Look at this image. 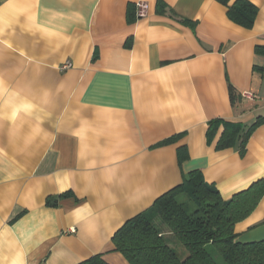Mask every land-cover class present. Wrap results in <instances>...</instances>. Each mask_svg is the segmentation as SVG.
I'll return each mask as SVG.
<instances>
[{
    "label": "crops",
    "instance_id": "0c3cea01",
    "mask_svg": "<svg viewBox=\"0 0 264 264\" xmlns=\"http://www.w3.org/2000/svg\"><path fill=\"white\" fill-rule=\"evenodd\" d=\"M247 1L252 27L236 0H0V264H130L114 234L147 213L174 247L150 209L190 173L224 200L264 179V124L243 143L264 118V0ZM235 233L264 240V197Z\"/></svg>",
    "mask_w": 264,
    "mask_h": 264
},
{
    "label": "trees",
    "instance_id": "16d2710c",
    "mask_svg": "<svg viewBox=\"0 0 264 264\" xmlns=\"http://www.w3.org/2000/svg\"><path fill=\"white\" fill-rule=\"evenodd\" d=\"M227 4L231 0H219ZM134 10V9H133ZM131 10L129 22L137 20V12ZM229 17L235 23L252 27L257 17V7L247 0H236L229 8ZM231 100L235 102V91L230 88ZM221 121L209 124V137H213ZM264 124L260 117L244 134L243 143L254 130ZM242 127L224 123V131L219 139V149H229L241 136ZM179 150L180 160L186 155ZM264 197V179L253 183L247 190L224 200L213 185L205 182L200 172H192L184 182L160 196L150 211L160 218L182 244L188 255L179 256L169 245L161 230L151 221L147 213H140L127 220L114 234V250L120 252L130 264H264V240L253 243L237 242L235 226L247 219ZM81 264H108L102 255H96Z\"/></svg>",
    "mask_w": 264,
    "mask_h": 264
},
{
    "label": "rangeland",
    "instance_id": "374dc122",
    "mask_svg": "<svg viewBox=\"0 0 264 264\" xmlns=\"http://www.w3.org/2000/svg\"><path fill=\"white\" fill-rule=\"evenodd\" d=\"M151 215H149V217H150ZM157 219V218H156ZM153 223H155V221L154 220H151ZM156 224V223H155ZM175 247V250L177 251V253L179 254V256L180 257H185V256H187L188 255V253H187V251L185 250V248L182 246V244L181 243H179L178 241L176 242V245L174 246ZM217 259V262L219 263V264H224V262H223V259L221 258V257H217L216 258Z\"/></svg>",
    "mask_w": 264,
    "mask_h": 264
},
{
    "label": "built area",
    "instance_id": "2783aa9c",
    "mask_svg": "<svg viewBox=\"0 0 264 264\" xmlns=\"http://www.w3.org/2000/svg\"><path fill=\"white\" fill-rule=\"evenodd\" d=\"M136 7L138 9L137 16L138 17H144L145 16V12H146V4L143 3V2H140V3H138L136 5ZM246 97H248L251 100L254 99V95L252 93L247 94Z\"/></svg>",
    "mask_w": 264,
    "mask_h": 264
}]
</instances>
